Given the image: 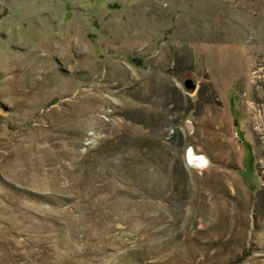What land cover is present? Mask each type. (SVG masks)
Returning <instances> with one entry per match:
<instances>
[{"label": "rangeland", "instance_id": "374dc122", "mask_svg": "<svg viewBox=\"0 0 264 264\" xmlns=\"http://www.w3.org/2000/svg\"><path fill=\"white\" fill-rule=\"evenodd\" d=\"M0 264H264V0H0Z\"/></svg>", "mask_w": 264, "mask_h": 264}, {"label": "bare ground", "instance_id": "6f19581e", "mask_svg": "<svg viewBox=\"0 0 264 264\" xmlns=\"http://www.w3.org/2000/svg\"><path fill=\"white\" fill-rule=\"evenodd\" d=\"M194 154L195 153H193V152H191L189 154L190 163L192 165H196V166H201V165L203 166V164H204L203 157H201V156H195Z\"/></svg>", "mask_w": 264, "mask_h": 264}, {"label": "water", "instance_id": "95a60500", "mask_svg": "<svg viewBox=\"0 0 264 264\" xmlns=\"http://www.w3.org/2000/svg\"><path fill=\"white\" fill-rule=\"evenodd\" d=\"M195 84L192 83V80L189 78L185 81V87L190 88L191 90L195 89Z\"/></svg>", "mask_w": 264, "mask_h": 264}]
</instances>
